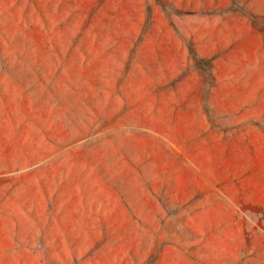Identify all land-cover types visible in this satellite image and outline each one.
I'll return each instance as SVG.
<instances>
[{
	"label": "rangeland",
	"instance_id": "rangeland-1",
	"mask_svg": "<svg viewBox=\"0 0 264 264\" xmlns=\"http://www.w3.org/2000/svg\"><path fill=\"white\" fill-rule=\"evenodd\" d=\"M0 264H264V0H0Z\"/></svg>",
	"mask_w": 264,
	"mask_h": 264
}]
</instances>
